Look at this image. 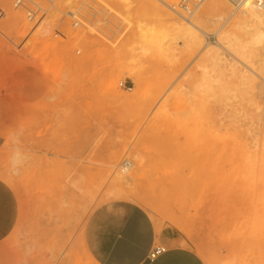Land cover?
<instances>
[{
    "label": "rangeland",
    "instance_id": "rangeland-1",
    "mask_svg": "<svg viewBox=\"0 0 264 264\" xmlns=\"http://www.w3.org/2000/svg\"><path fill=\"white\" fill-rule=\"evenodd\" d=\"M228 6L223 19L197 22L199 45H182L173 21L147 0L132 4L130 24L118 4L76 0L62 8L56 0L48 12L55 19L41 37L3 6L0 264H95L83 246L85 224L117 204L142 209L202 264H264V82L225 48L221 34L235 12ZM67 9L86 18L79 9H93L94 20L75 17L80 25L72 27ZM7 16L15 26L5 28ZM134 17L157 41L131 59ZM232 31L249 38L245 28ZM210 54L218 55V68ZM246 56L264 76V44ZM128 161V190L154 209L106 197Z\"/></svg>",
    "mask_w": 264,
    "mask_h": 264
},
{
    "label": "bare ground",
    "instance_id": "bare-ground-1",
    "mask_svg": "<svg viewBox=\"0 0 264 264\" xmlns=\"http://www.w3.org/2000/svg\"><path fill=\"white\" fill-rule=\"evenodd\" d=\"M76 0H59L62 8H67L73 5ZM108 2L110 4H118L121 5L123 16L121 17L123 21L127 24H130L128 21V16L130 9L133 3H138L141 0H102ZM173 0H147V5L158 15H160L163 19L172 20V30L175 32L174 36L179 37L181 39L182 45H199L202 43L199 35L195 34L194 30L197 22L205 21L206 19L211 20L212 22H217L223 19V15H227L229 13V0H203L198 5L201 4V9L193 14V10L198 6L194 7L191 11L183 12L187 16H185L182 11L172 10V6L170 3ZM232 4V3H231ZM234 10L238 11L237 13L232 12L229 14V20L231 24L229 26V31H225L221 34V38L225 45V48L233 51L237 57H239L243 63L253 74L258 76L264 82V76L260 73V71H255V69H251L248 65L250 62L246 56L248 48L255 44H264V11L259 9L253 0H241L233 5ZM172 10L176 15L180 17L181 20H175L168 12ZM67 14L72 17L74 14L69 9H67ZM194 18L192 19V16ZM55 19V13L47 14L41 22L36 25H33V33L37 37L43 36L50 26V24ZM4 23L5 28H11L15 26L14 20L12 16H7ZM245 28L247 33L249 34V38L246 41H242L236 35H234L232 29H241ZM199 33V32H198ZM130 39L133 47L129 49V54H131V59L140 58L145 55L152 45L157 41L155 37L154 30L149 25L145 24L143 20H139L134 17L132 19V27H131V35ZM208 60L218 68L219 65V57L217 54L207 55ZM134 62V60L132 61ZM231 71L235 70V67L229 65ZM239 72L244 76L245 80L252 84L253 75L248 70H239ZM259 73L262 75H259ZM252 75V76H251ZM109 91L113 95H120L117 90L115 84L109 83L108 85ZM112 159V157H111ZM115 159L109 163L111 165ZM121 168H119V172L112 177L111 181L108 184L109 192L106 193V197L113 200H128L134 199L139 204L154 209V206L144 197L130 192L128 190L130 174L133 170V165L128 162H122L120 164ZM155 230L158 232L160 228L155 225ZM91 263V261H89ZM79 264V263H74Z\"/></svg>",
    "mask_w": 264,
    "mask_h": 264
},
{
    "label": "crops",
    "instance_id": "crops-1",
    "mask_svg": "<svg viewBox=\"0 0 264 264\" xmlns=\"http://www.w3.org/2000/svg\"><path fill=\"white\" fill-rule=\"evenodd\" d=\"M173 238L165 228L157 232L139 207L117 204L92 213L83 246L95 264H202L190 249L175 246ZM157 246L164 252L148 262L149 251Z\"/></svg>",
    "mask_w": 264,
    "mask_h": 264
},
{
    "label": "built area",
    "instance_id": "built-area-1",
    "mask_svg": "<svg viewBox=\"0 0 264 264\" xmlns=\"http://www.w3.org/2000/svg\"><path fill=\"white\" fill-rule=\"evenodd\" d=\"M203 0H177L176 5L172 7L173 11L179 10L182 12L191 11L194 7H196ZM233 5L241 0H229ZM255 5L264 11V0H253ZM56 0H0V20L5 16V7H9L13 11L19 12L22 14L23 18L31 23L32 25H36L43 20V18L48 14L50 9H54V4ZM91 13L86 12L84 9H79L84 15L88 18L84 17L80 13L73 14L72 17L66 14V16L72 19L71 26L78 27L80 25V21H83L88 24H92L94 20L95 11L93 9H88ZM65 15H62L63 19ZM78 19H76V18ZM55 31V30H53ZM54 34L56 36H62V33L59 31H55ZM164 248L157 246L152 248L148 255L147 261H152L155 257L164 252Z\"/></svg>",
    "mask_w": 264,
    "mask_h": 264
}]
</instances>
